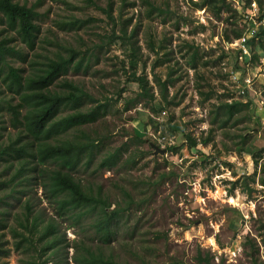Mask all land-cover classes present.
Returning a JSON list of instances; mask_svg holds the SVG:
<instances>
[{"label":"rangeland","instance_id":"rangeland-1","mask_svg":"<svg viewBox=\"0 0 264 264\" xmlns=\"http://www.w3.org/2000/svg\"><path fill=\"white\" fill-rule=\"evenodd\" d=\"M19 1L36 8L40 34L36 49H25L28 63L11 59V64L31 71L33 60L65 55L70 47L89 55L94 50L99 60H92L89 73L70 71L62 80H74L110 105L105 117L83 128L104 143L90 166L83 164L75 176L95 192L101 187L110 210L121 208L125 217L108 244L98 241L91 218L81 224L58 219L67 242L89 245L116 264H264V154L256 167L245 153L264 149V83L253 84L245 74L242 66L250 59H239L235 39L237 31L245 36L255 30L249 46L258 58L250 68H257L259 76V68L264 71V0H225L221 10V0H114L115 24L104 12L109 0H96L97 6L87 0ZM152 4L161 13H151ZM77 20L81 24L73 29L63 27ZM121 25L128 26L129 44L106 43ZM4 28L0 23V39L7 35ZM133 72L149 80L148 96H137L138 83L129 81ZM246 78L252 82L245 83ZM157 80L168 85L165 94ZM235 100L251 102L250 110L224 128L212 125L215 106ZM4 120L0 144L14 134ZM188 135L197 147H190ZM115 150L121 163L100 168L102 158ZM4 170L0 165V181L9 178ZM18 189L24 192L0 191V209L9 213L11 225H16L15 215L26 213L28 200L35 211L55 217L37 184ZM0 241L9 252L0 254V264H77L72 247L68 258L34 254V260L14 250L8 231H0Z\"/></svg>","mask_w":264,"mask_h":264},{"label":"trees","instance_id":"trees-1","mask_svg":"<svg viewBox=\"0 0 264 264\" xmlns=\"http://www.w3.org/2000/svg\"><path fill=\"white\" fill-rule=\"evenodd\" d=\"M87 1L97 6L96 0ZM113 1L109 0L104 12L115 24ZM220 3V10L227 7L225 0ZM151 7V13H161L156 5L152 4ZM38 17L34 6L29 7L19 0H0V23L5 26L3 33L7 34L0 39V124H5L4 118L7 117L14 131L13 135L9 133L7 143L0 144V165H4L5 174L9 173V178L0 181V191H6L8 195L23 193L24 190L18 189L19 186L35 183L54 209L55 217L47 216L45 211H35L28 200L25 202L26 213L15 215L16 225H11L9 213L0 209V231L11 234L15 251L32 256L34 260H37L34 254L39 258L46 255L68 258V248L72 247L75 252L73 260L77 264H116L89 245L82 243L79 246L73 241L71 246L58 221L72 220L81 224L91 218L92 231L98 241L108 244L125 217L121 208L110 210V203L103 196L101 187L95 192L75 176L83 164L90 166L104 143L102 138L87 134L83 128L105 117L110 105L101 102L74 80L62 78L70 71L89 73L92 60L96 57L98 61L99 57L93 54L94 50L89 55L70 47L65 55L57 52L54 57L47 56L42 62L33 60L30 63L31 71L13 66L11 59L28 63L29 52L25 49H36L40 34ZM80 24V20H77L65 23L63 27L73 29ZM8 31L14 32L16 36L8 35ZM242 36V31L235 33V39ZM260 37L264 38V30ZM117 40L129 44L131 39L127 25H121L119 34L114 30L106 43ZM262 41L258 44L262 45ZM130 45L135 55L136 48L133 43ZM134 55L132 68L137 65ZM197 56L196 51L193 59ZM253 58L257 59L258 56L254 55ZM129 81L138 83L141 89L138 97L148 96L151 89L146 76L133 72ZM157 84L165 94L168 87L166 82L157 80ZM149 97L153 98V95ZM133 100L126 99L125 102L129 105ZM250 107L251 102H222L215 106L211 124L219 123V127L224 128L239 113L250 110ZM0 129L7 130L4 126ZM74 131L78 134L70 137ZM187 137L191 142L190 147H197V141L190 135ZM245 153L252 156L256 167L260 166L264 149L246 150ZM121 161L120 152L115 150L102 158L99 167L110 170ZM261 172L264 174V161L261 163ZM127 197L132 198L129 194ZM0 254H9L8 250H4L3 241H0Z\"/></svg>","mask_w":264,"mask_h":264},{"label":"built area","instance_id":"built-area-1","mask_svg":"<svg viewBox=\"0 0 264 264\" xmlns=\"http://www.w3.org/2000/svg\"><path fill=\"white\" fill-rule=\"evenodd\" d=\"M228 1H230V0H228ZM263 21H264V19H261V22H263ZM254 35H255V30L252 29L249 31V35L246 34L245 36L243 35L240 39H237V41H236L237 46L236 47H238L239 52H240V54H239L240 60H243V58L251 57V49L249 46V44H250L249 41L252 38H254ZM255 37H257V35ZM248 67H249L248 63H246V65L243 64V68L246 69ZM244 82L250 84L252 82V78H246V81L244 79Z\"/></svg>","mask_w":264,"mask_h":264},{"label":"crops","instance_id":"crops-1","mask_svg":"<svg viewBox=\"0 0 264 264\" xmlns=\"http://www.w3.org/2000/svg\"><path fill=\"white\" fill-rule=\"evenodd\" d=\"M264 19V18H263ZM250 41H252V40H250ZM254 53L252 52V55H251V57H249V59L250 60H248V64H249V67L248 68H243V66H242V68L245 70V74H248V72H249V75L251 76V77H253L254 79H253V84L254 83H256V82H260V84H262V83H264V71H263V68H259V76H257V72L255 73V70H257V68H250L251 67V64H250V61L251 60H254ZM247 60V59H246ZM244 65H246V63H244ZM257 77V80L255 79ZM263 93V101H264V91L262 92Z\"/></svg>","mask_w":264,"mask_h":264},{"label":"water","instance_id":"water-1","mask_svg":"<svg viewBox=\"0 0 264 264\" xmlns=\"http://www.w3.org/2000/svg\"><path fill=\"white\" fill-rule=\"evenodd\" d=\"M154 147H155V149H156V151H157V153H158V152L160 151V149H159L158 147H156V146H154ZM157 153H156V154H157ZM161 153L164 154L165 151H162Z\"/></svg>","mask_w":264,"mask_h":264}]
</instances>
